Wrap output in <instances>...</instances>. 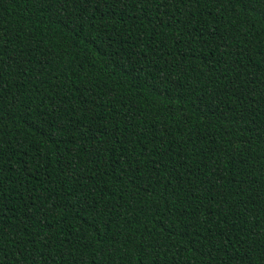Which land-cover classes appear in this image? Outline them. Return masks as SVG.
Masks as SVG:
<instances>
[{"label":"trees","instance_id":"obj_1","mask_svg":"<svg viewBox=\"0 0 264 264\" xmlns=\"http://www.w3.org/2000/svg\"><path fill=\"white\" fill-rule=\"evenodd\" d=\"M0 264H264V0H0Z\"/></svg>","mask_w":264,"mask_h":264}]
</instances>
